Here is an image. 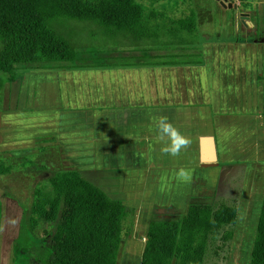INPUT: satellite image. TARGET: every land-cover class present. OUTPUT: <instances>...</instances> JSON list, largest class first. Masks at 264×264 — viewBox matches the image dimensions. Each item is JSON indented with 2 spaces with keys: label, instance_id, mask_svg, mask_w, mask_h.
<instances>
[{
  "label": "rangeland",
  "instance_id": "1",
  "mask_svg": "<svg viewBox=\"0 0 264 264\" xmlns=\"http://www.w3.org/2000/svg\"><path fill=\"white\" fill-rule=\"evenodd\" d=\"M219 1L164 2L165 10L175 18L195 14V31L184 33L182 44L175 42L179 37L162 34L134 45L122 34L107 37L93 22L63 20L60 31L77 48L78 59L70 68L58 70H102L133 63L136 57L182 61L193 59L194 53L198 58L204 43L227 39L233 32L264 37V2L244 0L240 5L239 1L237 9H230ZM155 6L160 10L158 4ZM240 12L249 14L251 26L240 23ZM56 70L21 65L13 82L0 73V165L10 168L9 173L0 174V264H38L42 242L52 225L37 221L30 229L29 211L37 185H44L60 170L78 171L111 198L134 210L124 223L117 264H140L149 222L176 219L190 203H225L237 210L235 223L222 228L210 243L205 264H249L264 189V113L249 105H262L264 94L253 93L254 99L245 108L249 122L247 145L241 144L240 134L226 135L227 140L223 137V159L248 161L237 166L221 160L216 170H202L198 168L195 146L171 156L161 151L170 141L163 143L160 136L155 135L151 145L147 142L149 146L145 145L147 137L142 136L138 151L131 149L130 142L127 149L120 147L115 129L101 133V122L96 121L95 114L72 111V103H79L75 97L63 104L56 100L59 85L46 82L51 77L59 78L50 74ZM228 232L231 238L222 240ZM16 242L21 246L18 252Z\"/></svg>",
  "mask_w": 264,
  "mask_h": 264
},
{
  "label": "trees",
  "instance_id": "2",
  "mask_svg": "<svg viewBox=\"0 0 264 264\" xmlns=\"http://www.w3.org/2000/svg\"><path fill=\"white\" fill-rule=\"evenodd\" d=\"M239 1L240 5L244 2ZM164 2L0 0V73L13 82L21 65L70 68L78 51L60 31L63 20L93 22L107 37L122 34L134 45L162 34L179 37L175 42L182 44L183 34L195 31V14L175 18L165 10ZM9 172V167L0 165V174ZM133 213L78 171L55 172L44 185H37L29 211L30 229L37 221L52 225L42 242L38 264H117L124 223ZM236 216L233 205L190 203L176 219L151 220L140 264H205L210 243L222 228L235 223ZM230 238V232L222 236L224 241ZM17 243L18 252L21 246ZM249 264H264V189Z\"/></svg>",
  "mask_w": 264,
  "mask_h": 264
},
{
  "label": "flooded vegetation",
  "instance_id": "3",
  "mask_svg": "<svg viewBox=\"0 0 264 264\" xmlns=\"http://www.w3.org/2000/svg\"><path fill=\"white\" fill-rule=\"evenodd\" d=\"M240 23L242 22L240 21ZM243 38L250 45L247 48L238 50L239 46L234 45L232 51L221 50L215 53L214 68L222 73L233 71L236 78V83L233 86L216 83L213 87L212 82H207L203 68L207 65L204 53H202L201 59L195 58L194 55L193 59H183L176 64H167V60L162 59L149 61L143 58L139 60V57H136L133 63H121L117 67V69H139L130 80H126L125 76H122L126 82H123L122 78L115 74L109 78L108 84L102 85L96 81H90L93 78L87 76L91 73H69L70 70L60 71L58 69L51 71L50 74L59 75V78L53 80L51 77L46 82L53 85L60 83L56 89L62 97L67 96L70 99L75 97L79 101L83 100L88 103L96 97L100 99L105 93H110V100L113 103L149 105L164 102L174 106L195 108L201 99L213 102L215 97L219 96L218 99L222 102L221 115L227 116L232 112L238 113L240 108L248 107L249 100L254 99L253 93L257 90L264 94V82L259 85L254 83V76H264V37L256 38V36L245 34ZM43 77L47 76L43 75ZM43 81L42 79L40 83ZM30 86H33V82ZM30 94L33 93L30 92ZM231 105L232 110H229ZM249 106L259 107V113H264V103L262 105L261 103L250 104ZM225 108L227 111L224 113ZM192 110L190 109L191 112H189L191 117ZM210 110L212 111V109ZM197 114L206 115L207 112L204 113L201 110L197 111Z\"/></svg>",
  "mask_w": 264,
  "mask_h": 264
},
{
  "label": "crops",
  "instance_id": "4",
  "mask_svg": "<svg viewBox=\"0 0 264 264\" xmlns=\"http://www.w3.org/2000/svg\"><path fill=\"white\" fill-rule=\"evenodd\" d=\"M246 1L248 2V0H245V2ZM262 2H264V0L258 1L259 4H261ZM245 25L246 26L252 25V21L250 18L245 22ZM243 37H244L243 34L239 32H233L232 36H229L227 39H215L213 41H208L201 46L202 49L201 54L198 53V57L201 59V55L202 53H204L207 63V65H205L206 67H203L205 72L204 76H206L207 82H212L213 87H215L216 83H218V85L219 84L222 85L231 84L232 86L235 85L236 78L234 72L233 71L230 73H227L226 71H224V73H222V71L219 72V70L214 68L213 63H214V58L216 57L215 53L218 51L221 50L232 51L234 45L239 46L238 50L250 46L249 43H247L245 38ZM239 41L243 43H237ZM192 55L196 56L195 53ZM169 62H175V61H168L167 63ZM176 63L179 62L177 61ZM118 66L119 65L109 68H104L102 70H95V71L75 70V71H70L69 73H74V72H83L85 74L91 73V75L87 76L89 78H93L92 80H90L91 82L96 81L97 83H101L102 85H104V84H108L109 78L111 76H114L115 74L116 75L118 74L121 78L122 76H125L126 80L127 79L130 80L131 78H133L135 72L139 70V69L138 70L117 69ZM92 75H95V77L97 78H94ZM262 79L264 80L263 75H258L257 77L254 76V80H255L254 83L259 85L262 82H264ZM122 80L123 82H126L123 78ZM130 82L132 83V81ZM58 85H60V83ZM216 87L218 88L219 86ZM258 92L260 91L257 90V92L254 93H258ZM110 96H111L110 93H105L103 97H100V99L99 98L97 99L96 97L95 99H92L90 103L84 102L83 100L81 101L78 100L79 103H77V101L76 103L75 102L72 103L73 104L72 106L74 107V110L72 111L84 112L85 114L86 113L95 114L96 121L101 122L99 131L101 133H106V131L109 130V128L115 129L117 133L116 136H118V139L120 138L119 140L115 139V141H117L119 146L123 147L124 149H127L128 147L127 144L130 142L131 149L138 151L137 146L142 143L143 140L142 136L147 137V139H144L147 140L145 143L146 146L152 144L153 142L152 138L155 135L158 137L159 136L161 137V135H163L164 138L162 139V142L163 143L166 141L169 142L167 135L162 134L158 127L160 119L165 118L168 123L172 124L182 135L186 136L189 139L190 143L188 147L190 145L192 147L194 146L196 147L198 160H199L198 168H202V170L204 169L216 170L220 166L221 160L225 162L224 164L228 162H235L237 163L236 164L237 166H242L245 161H248V158L236 159L234 161H231L232 160L231 158L225 160L221 157L222 154H220L223 153V149L224 151L226 150V148L223 147L224 139L227 140L226 135L240 134L241 144L244 143L245 145H247L245 139L247 137L249 122L246 121V116L248 113V111L245 110L246 107L243 108L239 107L240 111L238 113L232 112L230 115L222 116L220 112L222 102L219 101L218 99L219 96H217V98L215 97L213 102L207 100L204 101L203 99H201V101L196 104L195 108H190L186 106L185 107L174 106L164 102L161 104L159 103V104H149V105H140V104L125 105L119 102L113 103L110 100ZM36 97L37 95L35 96V100ZM68 99L70 98L67 96L62 97V95L59 92L56 95V100L58 101L60 100L61 104H63ZM70 100H73V98ZM78 105L81 106L78 107ZM227 108H225L224 113L227 111ZM230 108L231 109L229 110H232V105ZM190 109H193L191 113L192 117L189 115V112H191ZM210 109H212V111ZM196 110L198 112L202 110L204 113L207 112V114L199 115L197 114ZM97 126L98 125L95 124V128ZM132 137L134 138L132 139ZM202 138H211L208 154H206V157L211 158L210 160L202 159V155H201ZM147 142H149V145L147 144ZM156 145L160 146V144H156ZM186 151L187 150L183 152L181 150L182 154L186 153ZM245 165H247V163H245ZM144 171L147 170L145 169ZM129 178L130 175L127 174V181L129 180ZM155 179L158 180L159 177Z\"/></svg>",
  "mask_w": 264,
  "mask_h": 264
},
{
  "label": "clouds",
  "instance_id": "5",
  "mask_svg": "<svg viewBox=\"0 0 264 264\" xmlns=\"http://www.w3.org/2000/svg\"><path fill=\"white\" fill-rule=\"evenodd\" d=\"M159 130L162 134H166L170 143L161 149L162 152L171 156H178L182 149H186L190 143L189 139L182 135L172 124L168 123L165 118H161L159 122ZM164 138L161 135L160 139ZM184 176L185 173L181 172Z\"/></svg>",
  "mask_w": 264,
  "mask_h": 264
},
{
  "label": "water",
  "instance_id": "6",
  "mask_svg": "<svg viewBox=\"0 0 264 264\" xmlns=\"http://www.w3.org/2000/svg\"><path fill=\"white\" fill-rule=\"evenodd\" d=\"M219 3L224 8L237 9V7H238L235 3L228 1V0H220ZM239 18H240V21L245 25V22L249 19V14L246 12H240ZM210 141H211V138H202L201 139V155H202L203 160H210L211 159L209 157H206V154H208Z\"/></svg>",
  "mask_w": 264,
  "mask_h": 264
},
{
  "label": "built area",
  "instance_id": "7",
  "mask_svg": "<svg viewBox=\"0 0 264 264\" xmlns=\"http://www.w3.org/2000/svg\"><path fill=\"white\" fill-rule=\"evenodd\" d=\"M233 1H235L236 5H239V0H233Z\"/></svg>",
  "mask_w": 264,
  "mask_h": 264
}]
</instances>
